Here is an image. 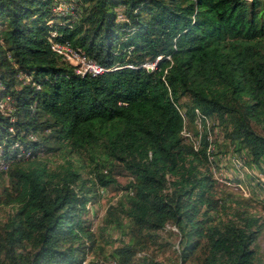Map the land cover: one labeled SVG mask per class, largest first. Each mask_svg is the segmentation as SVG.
Returning <instances> with one entry per match:
<instances>
[{
  "label": "trees",
  "instance_id": "16d2710c",
  "mask_svg": "<svg viewBox=\"0 0 264 264\" xmlns=\"http://www.w3.org/2000/svg\"><path fill=\"white\" fill-rule=\"evenodd\" d=\"M51 41L107 70L77 74ZM7 97L0 144L31 156L0 172V264H264L263 216L209 157L264 172V0H0Z\"/></svg>",
  "mask_w": 264,
  "mask_h": 264
},
{
  "label": "rangeland",
  "instance_id": "374dc122",
  "mask_svg": "<svg viewBox=\"0 0 264 264\" xmlns=\"http://www.w3.org/2000/svg\"><path fill=\"white\" fill-rule=\"evenodd\" d=\"M58 10H66L65 5H61L57 8ZM148 67L155 65L154 63L147 64ZM196 125L199 130H202L203 124L200 122L199 118L196 120ZM207 128H210V139L213 142L210 149H214L215 139L218 141V129L215 125V122L212 119L206 121ZM211 128L213 130H211ZM184 134L189 136L194 142H196L195 137L192 136V132L186 127ZM216 151V148L214 149ZM42 158H47L51 165H56L63 161L64 156L60 154L59 151L54 152L51 155H41ZM211 161H218V167L211 166L213 175L220 181L222 184H226L230 187L233 192L240 193L245 198H250V201L253 204V209L264 218V172L259 171L256 168L248 167L243 161H241L238 155L230 150L226 153H219L217 157L212 155L209 156ZM27 161V160H25ZM120 183L123 184L127 180L126 177H119ZM260 184V185H259ZM117 191L114 188H108L104 190L99 199V203L90 205L88 203V208L90 212L87 217L93 223V228L97 227L101 219L103 218L108 203L112 200H115L117 197ZM11 212L9 206L0 205V222H3L8 213ZM173 229H175L173 227ZM258 245L260 247V252H264V229L258 238ZM89 258H94V256H89Z\"/></svg>",
  "mask_w": 264,
  "mask_h": 264
},
{
  "label": "built area",
  "instance_id": "2783aa9c",
  "mask_svg": "<svg viewBox=\"0 0 264 264\" xmlns=\"http://www.w3.org/2000/svg\"><path fill=\"white\" fill-rule=\"evenodd\" d=\"M51 49L73 65L74 71L79 75L83 76L87 73L97 75L107 70L96 61L87 58L81 50H75L68 44L51 41ZM8 100L9 97L0 101V113L6 114ZM9 132L14 133V129L10 127ZM30 156L31 148L29 146H24L19 140L13 141L7 150L4 148V144H0V172L6 173L11 161L14 159H26Z\"/></svg>",
  "mask_w": 264,
  "mask_h": 264
},
{
  "label": "clouds",
  "instance_id": "9594fccd",
  "mask_svg": "<svg viewBox=\"0 0 264 264\" xmlns=\"http://www.w3.org/2000/svg\"><path fill=\"white\" fill-rule=\"evenodd\" d=\"M159 58H160V57H158V58H157V60H158ZM154 64H155V63H154ZM153 67H154V65H152V67H151V68L149 67V68L152 70V69H153Z\"/></svg>",
  "mask_w": 264,
  "mask_h": 264
},
{
  "label": "water",
  "instance_id": "95a60500",
  "mask_svg": "<svg viewBox=\"0 0 264 264\" xmlns=\"http://www.w3.org/2000/svg\"><path fill=\"white\" fill-rule=\"evenodd\" d=\"M151 70V69H150Z\"/></svg>",
  "mask_w": 264,
  "mask_h": 264
}]
</instances>
